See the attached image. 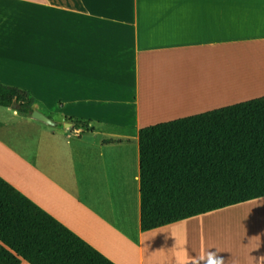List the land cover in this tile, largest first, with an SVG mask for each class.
Instances as JSON below:
<instances>
[{
	"label": "crops",
	"instance_id": "crops-1",
	"mask_svg": "<svg viewBox=\"0 0 264 264\" xmlns=\"http://www.w3.org/2000/svg\"><path fill=\"white\" fill-rule=\"evenodd\" d=\"M0 85L55 123L0 106V178L108 260L264 264V197L142 232L138 146L264 96V0H0Z\"/></svg>",
	"mask_w": 264,
	"mask_h": 264
},
{
	"label": "trees",
	"instance_id": "trees-1",
	"mask_svg": "<svg viewBox=\"0 0 264 264\" xmlns=\"http://www.w3.org/2000/svg\"><path fill=\"white\" fill-rule=\"evenodd\" d=\"M12 104L29 117L34 101L0 85ZM138 146L142 232L264 197V96L142 128ZM22 260L114 264L0 178V264Z\"/></svg>",
	"mask_w": 264,
	"mask_h": 264
},
{
	"label": "rangeland",
	"instance_id": "rangeland-1",
	"mask_svg": "<svg viewBox=\"0 0 264 264\" xmlns=\"http://www.w3.org/2000/svg\"><path fill=\"white\" fill-rule=\"evenodd\" d=\"M246 213L247 211L241 210L238 212V214L234 215V217L233 215H230L229 223L227 224L226 231L228 232V234L234 237L237 241H241V242L243 240L244 241L248 240L250 236L249 232L246 230L247 223H249L247 220V215H245ZM256 213L259 212L256 211ZM263 219H264V215L259 216V218L254 217L253 219H250V223L257 224L255 226L258 225L264 226ZM263 228L264 227H260V229L264 230ZM251 230L253 231V229Z\"/></svg>",
	"mask_w": 264,
	"mask_h": 264
},
{
	"label": "water",
	"instance_id": "water-1",
	"mask_svg": "<svg viewBox=\"0 0 264 264\" xmlns=\"http://www.w3.org/2000/svg\"><path fill=\"white\" fill-rule=\"evenodd\" d=\"M17 104H12L11 105V108L12 109H17ZM30 117L33 119V120H36V121H39V122H42L46 125H49V126H55V123L47 116H45L44 114H42L41 112L37 111V110H33ZM69 125V124H68ZM70 126V125H69Z\"/></svg>",
	"mask_w": 264,
	"mask_h": 264
}]
</instances>
